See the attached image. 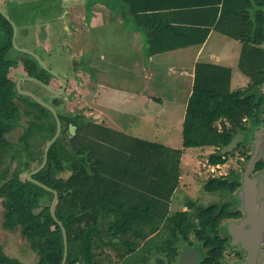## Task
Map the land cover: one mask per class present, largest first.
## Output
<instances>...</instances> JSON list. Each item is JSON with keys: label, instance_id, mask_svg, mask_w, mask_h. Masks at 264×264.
<instances>
[{"label": "trees", "instance_id": "obj_1", "mask_svg": "<svg viewBox=\"0 0 264 264\" xmlns=\"http://www.w3.org/2000/svg\"><path fill=\"white\" fill-rule=\"evenodd\" d=\"M120 1L127 7L124 15L129 14L136 30L145 36L149 56L202 45L211 30L240 42L238 68L250 83L232 91L230 69L197 63L182 141L184 148L214 147L207 160L211 166L224 164L239 149L247 162L250 142L261 129L264 117V0H188L177 14L182 19L175 22L160 15L144 19L146 14L135 7V0ZM104 2L118 10L117 0ZM0 89L2 227L9 231L20 229L22 238L37 256L36 264H61L63 237L49 212L53 195L26 177L23 182L19 177L22 171L28 173L42 162L44 148L32 141L24 150H18L11 143L15 131H20L23 138L29 137L30 132L41 133L48 142L55 132V121L48 110L32 101L18 108L13 101L16 92L4 78H0ZM6 104H10L11 112L6 110ZM22 116L30 127L27 131L19 124ZM59 118L64 121L62 134L66 133L68 139H58L51 145L45 166L32 177L57 192L54 213L67 235L66 264H100L95 251L103 246H112L124 259L133 254L138 239H147L158 227L163 235L158 242L145 244L144 262L156 253L177 256L184 243L192 244L188 237L192 233L193 239L207 247L205 262L221 264L223 241L218 245L209 233L215 232L227 217L224 203L197 206L189 201L186 206L190 211L169 212L171 196L179 186L183 150L126 136L88 123L80 115ZM217 123L222 125L221 132ZM70 125L75 127L74 134L68 131ZM239 133L244 141L232 152L222 154V148ZM13 161L14 175L9 172ZM262 167L257 161L253 169L262 172ZM240 178L241 173L232 170L224 178L209 179L204 191L234 197ZM136 262L137 255L121 264ZM0 264L25 263L6 257L0 249Z\"/></svg>", "mask_w": 264, "mask_h": 264}, {"label": "crops", "instance_id": "obj_2", "mask_svg": "<svg viewBox=\"0 0 264 264\" xmlns=\"http://www.w3.org/2000/svg\"><path fill=\"white\" fill-rule=\"evenodd\" d=\"M187 1L188 0H135L134 5L139 8V12L146 14V16H143L145 17L144 19L150 15H160L167 17L165 19H168L170 22H175L179 21L177 19H182L183 16L177 14L184 10V5ZM94 2L95 4H93V6H97V8L96 10H91V17L86 21V24L91 29H94L96 23L99 24L103 21L100 20L103 12L111 11V8L107 7L105 2ZM117 4L118 10L113 12L114 17L118 19V22L124 24L125 27L126 25L129 27L131 24V28L135 33L134 35L138 39L137 48H134L131 52L136 53L139 57L137 62L135 61V66L136 64L141 66V73L143 72L142 78L146 79L148 82H150V80L156 81L158 79L156 71H159L161 77L158 80L161 81V84L154 83V91L148 90L143 93L142 89H140L138 93H134L131 90H121L119 87H113L104 83L102 77L106 74V68L101 65V62H105L106 58L99 56V62L95 63L97 59L95 61L93 60L94 54L92 58L90 55H86L91 48L86 45L88 49L85 48L86 52L81 59L85 58V63L89 64V67H91L92 79H89L91 84L88 82L85 89L87 97V112L85 116L94 124L101 125L109 130L122 133L126 136L157 143L169 149L183 150L181 166L182 164L185 165V159L187 162H194L192 157L197 154L195 152L201 151L202 149L209 151L214 149V147L211 146L196 148L183 147L182 126L187 103L192 93L195 66L197 63H208L226 67L231 70L230 89L232 91L243 89L250 83V80L243 75L238 68L241 44L235 39L211 30L206 41L202 45L189 46L149 56L147 55V42L145 36L136 30L137 27L133 23V18L131 19L129 14L124 15L123 12L127 11V7L121 4L120 0H117ZM99 6L103 7V10H99ZM218 8L220 9L221 5H219ZM76 40L77 36L74 38L71 45L75 51L74 53L79 51V48H83L81 43ZM73 63L76 66V64L80 62ZM235 69L238 70L244 78L238 79L239 85L233 88L232 82ZM135 70L136 69H134V72ZM163 70L164 73H160V71ZM78 71L79 69H75L74 72L78 73ZM70 86L72 89L75 88L74 90L77 91V93L80 92L79 89L77 90L78 84L75 81L70 80ZM159 86L160 88H166V90L164 89L166 92L165 96L156 93L160 92ZM115 95L121 97L116 104L112 105V100H106L107 102H105L106 96ZM108 110L111 111L112 114H108ZM142 110H144V113ZM185 151H192L193 153L191 156H186ZM182 178L181 170L180 180ZM95 252L99 254L98 259L100 260V264L103 263V261L109 263L118 262V264H121L122 261H127L133 257L135 258L137 255L135 249L132 255L125 256L124 259H121L112 246H103Z\"/></svg>", "mask_w": 264, "mask_h": 264}, {"label": "rangeland", "instance_id": "obj_3", "mask_svg": "<svg viewBox=\"0 0 264 264\" xmlns=\"http://www.w3.org/2000/svg\"><path fill=\"white\" fill-rule=\"evenodd\" d=\"M44 1L47 4L49 2L56 1V3H58L57 5H59L58 8L56 5L58 11L62 10L61 13L63 14L64 11H67L69 13L68 15H65L67 17L65 19V23L63 24L64 27L67 28V31L71 32L72 37L69 36L70 38H65L63 39V41L68 43H70L71 41L72 44L73 40L71 39L77 36L76 41L81 43L84 48H79V51L74 53L75 51L73 50V48H69V46L66 45V47L62 49V51H54V53H48L47 51L46 53L45 65L47 66V68L60 77L67 76L66 78L68 80L75 81L78 84L77 90H80V92L77 93V91L74 90L75 88L70 89L69 87V90L67 91V100L63 99L62 105L58 107L60 114L72 113L83 115L87 119V117L85 116L87 112V97L85 89L87 87L86 84H88L90 79L88 75L89 72L85 68H79L81 70H79L78 73L73 72L69 74L67 70L72 62L85 63V58L81 59V57L86 52L85 48L88 49V47L91 48L86 53V55H90L92 58V55L94 54L93 60L95 61L97 59L95 63L99 62V56L106 58L105 62L103 61L104 63L101 62V65L106 68V74H104L102 77L104 83L113 87H119L121 88V90L128 89L133 91L134 93H138L140 89H142L143 93L148 90L154 91V83L161 84V81L158 80L161 77L159 75V71H156L158 75V79L156 81L150 80V82H148L146 81V79L142 78L143 72L141 73V66H138L137 64L135 66V61L137 62V59H139V57L136 55V53H131L134 48H137L138 39L134 35L135 33L131 28V24L129 27L127 25L125 27L124 24L118 22V19L114 17L113 12L115 11L113 9H111V11L109 12H103L100 17V20L103 21H101L99 24L96 23L94 25V29H91L86 24V2L88 0H43V2ZM96 8L97 6H91L90 10H96ZM98 9L103 10V7L99 6ZM70 14L71 16H73L72 18L71 16H69ZM46 31H48V26H46ZM86 45L88 47H86ZM134 69H136L135 72ZM46 73L49 74L48 72ZM160 73L163 74L164 70L160 71ZM13 77H16V75L13 74ZM47 77L51 76L47 75ZM240 78L242 79L244 77L238 70L235 69L232 82L233 88H236L237 85H239V82L237 80ZM51 83L54 87L58 86V83H56L53 79L51 80ZM89 84H91V81L89 82ZM158 88L160 89V92L156 93L165 96L166 88H160V86ZM262 91L264 92V88H262ZM120 99L121 97L116 95L106 96L105 102H107L108 100H112V105H114ZM143 111L144 110H142V112ZM107 113L112 114V112L109 110L107 111ZM244 120L245 119H242V121ZM50 122L51 119L49 120V123ZM22 125L26 127L25 131L30 129V127L27 126L26 120H22ZM218 126L220 128H218ZM216 128L217 130L221 129L222 131L221 123H217ZM256 136L263 139V145L259 149L258 159L264 160V128L260 130V132H258ZM24 137L25 138H21L17 136L14 138V140L18 138L17 142H15L14 140L12 141L14 149L24 150L32 141H35L36 144L40 146L39 148L42 149L45 147L44 144L47 143V136L41 133L38 134L35 132H30L29 137ZM58 139H68V136L66 133H61V136H59ZM214 151L215 148L211 149L210 151L202 149L201 151L195 152L197 154H194L195 156L192 157L194 162H187L185 159V165L182 164L181 166L180 164L183 178L180 180L178 188L171 196L170 213H174L180 210L190 211L191 209L187 208L186 206V203L189 201L195 202L197 206H209L210 204L217 203L219 201V197L217 194H209L204 191V185L206 184V182L211 178H224L232 170L238 171L241 174L243 173L247 162L245 161L244 156H242L241 149L235 151L233 155H229L224 164L211 166L208 164L207 160L208 157L214 153ZM192 153V151H185L186 156H191ZM248 153L251 154V152ZM248 153L246 152V154ZM9 172L12 175L15 174V161L10 163ZM26 175L27 171H22L19 174L20 180L22 182L24 181ZM63 176L66 177L67 174L65 173L63 174ZM259 200L264 201V173L260 176ZM43 201L45 204L48 203V199H46V197H44ZM2 202V199H0V249L2 254L8 258L16 259L25 264H36L37 256L30 249L28 243L22 238L20 229L9 231L5 230L2 227V216L4 212ZM137 243L138 241H136V244ZM101 264H118V262L109 263L103 261V263Z\"/></svg>", "mask_w": 264, "mask_h": 264}, {"label": "flooded vegetation", "instance_id": "obj_4", "mask_svg": "<svg viewBox=\"0 0 264 264\" xmlns=\"http://www.w3.org/2000/svg\"><path fill=\"white\" fill-rule=\"evenodd\" d=\"M94 1L104 2L105 0H88L86 2V21H88L91 17L90 9L91 6L95 4ZM57 4L58 3H56V1L49 2L47 4L45 1L43 2V0H0V78H4V80L15 90L17 97L14 98L13 101L17 104L18 108H21L22 104L25 102L32 101L36 103L29 96L22 94V92H28L51 105L56 111L58 117L64 119L65 117L79 116L72 113L60 114L58 110V107H60L63 103V99L67 100V91L69 90V87H71L70 80L66 78L67 76H59L65 82V86L63 87L58 78H55L50 74L49 75L52 78L47 77L45 73L46 71L40 66L38 60L29 54L30 52L35 54L45 64L47 51L48 53L62 51L66 45H68L69 48H72L71 41L70 43L63 41L65 38L68 39L72 37L71 32L67 31V28L64 27L63 24L65 23V19L67 17L65 15H68L69 13L64 11L63 14L61 13L62 10L58 11L57 8L59 5ZM69 16H71V14ZM72 17L73 16H71V18ZM46 26H48V31H46ZM74 38L71 40H74ZM79 68H85L89 72V78L92 79L91 68H89L87 63L80 62L75 66L72 62L67 71L70 74L74 72L75 69ZM13 74L16 75V77H13ZM29 78H33L35 80H30ZM52 79L58 83V86L54 87L52 85ZM2 85L3 84H1V86ZM44 85H47L56 91H60L63 88V92L60 95L54 94L47 90ZM2 90L1 92H4V88ZM5 108L6 110H10L9 112L12 111L10 104H6ZM80 116L88 123H93L90 119H86L83 115ZM21 118L22 119L19 124L23 126L22 120H24V117L22 116ZM60 121L61 132L59 136H61L63 130L62 127L64 126V121ZM262 121L263 123L260 130L264 128V117ZM260 130L255 132V135L260 132ZM68 131L71 133L69 128ZM14 134L15 136L12 141L17 136L22 138L20 131H15ZM17 139L18 138L14 141L17 142ZM12 141L11 143L13 147ZM257 161H260L263 164L262 169L264 172V160L257 159ZM257 171H259V169L256 171L253 169L250 176L252 177ZM215 194L218 195L220 201H218L217 204L222 205L224 203V214L227 215V217L221 221L215 232L211 231L209 234L212 236L213 241L218 242V245H221V242L219 241H223L222 243L224 245V249L220 260L221 264H241L246 259V252L241 249L240 244H232L233 238L230 236L229 230L233 224L235 225L243 218V213L234 199L233 194ZM258 202H260L259 195ZM160 229L161 227H158V230L150 234L145 240H137L136 264H178L180 255L183 251L191 252L186 259L187 264H207L205 262L207 247H204L201 241L193 239L192 233L188 235L189 238H192V244L184 243L182 248H178L179 252L177 256L173 258L167 256L166 254L157 256L158 254L153 252L156 253V255H151L149 260L144 262L143 259L145 254L143 252V248L147 242L152 241L153 243H156L161 239L163 234ZM259 248V257L256 264H264V241L260 243Z\"/></svg>", "mask_w": 264, "mask_h": 264}, {"label": "water", "instance_id": "obj_5", "mask_svg": "<svg viewBox=\"0 0 264 264\" xmlns=\"http://www.w3.org/2000/svg\"><path fill=\"white\" fill-rule=\"evenodd\" d=\"M29 54L34 56L38 60L40 66L46 72H48L53 77L58 78L61 84L63 85V87L65 86L64 80L61 79L57 74L49 70L47 66L38 58V56H36L31 52ZM29 79L35 80L33 78H29ZM44 86L46 87L47 90L57 95H60L63 92V88L60 91H56L47 85ZM22 94L29 96L36 103H38L39 105L43 106L46 110H48L52 114L55 121V125H56L55 132L45 145L42 162L36 168L32 169L27 173L26 179L32 184H34L36 187L42 189L43 191L51 192L53 195V198L49 206V212L53 220L59 225L61 229V233L63 237V257L61 264H66L67 255H68L67 235L64 226L56 218L54 213L55 205L58 199L57 192L47 187L46 185L40 183L39 181L33 179L32 177L33 175L37 174L40 170H42L43 167L45 166L47 162L49 148L53 143L57 141L60 135L61 121L56 111L51 105L40 100L32 93L22 92ZM69 129L71 133L74 134L75 127L69 126ZM243 141H244L243 134L239 133L235 135L232 138V140L229 142V144L222 148L221 153L228 154L232 152ZM262 143H263V139L257 137L256 135L254 136L253 140L250 142V150H251L250 158L246 163L243 173L241 174L240 186L234 193L236 202L243 213V218L240 221H238L235 225L233 224V226L229 230V233L230 236L233 238L232 244L234 245L240 244L241 249H243L246 252V259L241 264H256L257 259L259 257L260 243L264 241V201L258 202V195H259L258 187L260 183V176L264 172L263 171L256 172L252 177L250 176L254 168V164L258 159V153L260 147H262L263 145ZM190 254H191L190 251H183L180 255L178 264H187L186 259Z\"/></svg>", "mask_w": 264, "mask_h": 264}, {"label": "bare ground", "instance_id": "obj_6", "mask_svg": "<svg viewBox=\"0 0 264 264\" xmlns=\"http://www.w3.org/2000/svg\"><path fill=\"white\" fill-rule=\"evenodd\" d=\"M218 128H220V127L218 126ZM218 131L221 132V129H218Z\"/></svg>", "mask_w": 264, "mask_h": 264}, {"label": "built area", "instance_id": "obj_7", "mask_svg": "<svg viewBox=\"0 0 264 264\" xmlns=\"http://www.w3.org/2000/svg\"><path fill=\"white\" fill-rule=\"evenodd\" d=\"M75 264H80V263H75Z\"/></svg>", "mask_w": 264, "mask_h": 264}]
</instances>
